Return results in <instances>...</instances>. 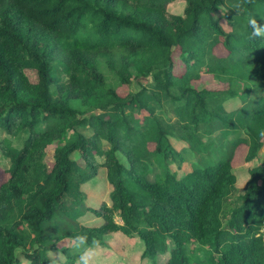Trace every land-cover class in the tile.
Returning <instances> with one entry per match:
<instances>
[{
    "label": "trees",
    "instance_id": "16d2710c",
    "mask_svg": "<svg viewBox=\"0 0 264 264\" xmlns=\"http://www.w3.org/2000/svg\"><path fill=\"white\" fill-rule=\"evenodd\" d=\"M177 1L183 14L168 10ZM249 18L264 26V0H0V264H20L18 250L29 264L57 249L76 260L59 248L75 233L137 238L153 264H264V164L242 193L233 167L239 145L246 162L264 145V38ZM203 73L227 88L196 87ZM185 154L199 157L179 176ZM101 168L109 201L90 203L83 185Z\"/></svg>",
    "mask_w": 264,
    "mask_h": 264
},
{
    "label": "rangeland",
    "instance_id": "374dc122",
    "mask_svg": "<svg viewBox=\"0 0 264 264\" xmlns=\"http://www.w3.org/2000/svg\"><path fill=\"white\" fill-rule=\"evenodd\" d=\"M185 7V3L183 1H177L168 6V10L170 13L173 14H183ZM222 25L226 30L230 29V26L227 24L225 20H222ZM215 52L218 56H226L227 51L223 48L222 45H218L215 48ZM175 72L176 74H181L184 72V64L179 59V53L177 50L175 51ZM28 78L31 82H37V74L34 70L28 69L26 71ZM196 87L198 88H208L212 90H223L227 88V84H223L219 80L215 79L213 76L209 74L203 73L202 78L199 81H195ZM139 89L138 85H134L133 87H128L126 85L118 87L119 94L125 96L128 94L129 91H136ZM242 103L241 97H235L233 99H229L225 102V107L227 110H234L237 109L240 104ZM167 115L171 117V121H174L175 117L171 110L167 109ZM1 134V130H0ZM220 133L215 132L213 137H217ZM230 137H232L230 135ZM12 141L15 145H19L20 141H16L13 137ZM207 140V137H205ZM172 144L177 148V150H184L185 143L183 141L171 137ZM247 154V146L245 144H241L237 147L234 160H233V167L238 177V187L241 189L240 193L243 192V187L248 179V170L252 166L258 164H264V145L259 152V157L254 159L251 162H246L245 156ZM186 159L182 164L179 163H172L171 168L177 172L179 176H181L186 171L191 170L193 163L198 159V155H191L185 154ZM74 158H78L77 155H74ZM48 159L52 160V149L48 152ZM216 157L212 158V161H215ZM9 160L2 157L0 153V185L7 181L9 174L7 169L9 168ZM83 190L86 192L87 199L89 198V202L99 204L100 201L104 199L109 201V194L112 190L111 185L106 180V171L105 169L101 168L99 170L98 175L91 181L87 182L83 185ZM119 222H121L118 219ZM82 222L88 224H96L99 222L98 219L94 217L90 218H83ZM70 240H63L59 243V248L62 247H70L69 246ZM109 246L104 247L100 246L98 248V256L96 260V264H153L152 260L150 259H142L141 258V245L137 238L129 237L123 233H115L110 236ZM192 246V245H191ZM20 264H29L25 254L18 250L17 252ZM63 254V253H62ZM202 259H205V253L199 252L198 253ZM65 258V264H75L76 260H71L67 258L63 254ZM168 255H163L162 258L166 259ZM77 259V258H76Z\"/></svg>",
    "mask_w": 264,
    "mask_h": 264
},
{
    "label": "clouds",
    "instance_id": "9594fccd",
    "mask_svg": "<svg viewBox=\"0 0 264 264\" xmlns=\"http://www.w3.org/2000/svg\"><path fill=\"white\" fill-rule=\"evenodd\" d=\"M234 7L240 10L241 5L237 3ZM248 24L252 29V38H264V26L258 23L256 18H249ZM260 135L264 136V132H260ZM69 246L79 253L75 264H96L99 241H90L87 233H75L69 241ZM49 264H65V258L59 249L49 253Z\"/></svg>",
    "mask_w": 264,
    "mask_h": 264
},
{
    "label": "built area",
    "instance_id": "2783aa9c",
    "mask_svg": "<svg viewBox=\"0 0 264 264\" xmlns=\"http://www.w3.org/2000/svg\"><path fill=\"white\" fill-rule=\"evenodd\" d=\"M263 233H264V229H263Z\"/></svg>",
    "mask_w": 264,
    "mask_h": 264
}]
</instances>
